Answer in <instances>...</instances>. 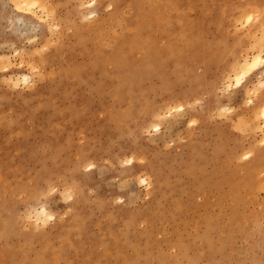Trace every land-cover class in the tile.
Wrapping results in <instances>:
<instances>
[{
  "label": "rangeland",
  "instance_id": "1",
  "mask_svg": "<svg viewBox=\"0 0 264 264\" xmlns=\"http://www.w3.org/2000/svg\"><path fill=\"white\" fill-rule=\"evenodd\" d=\"M17 1L0 0V264H264V0Z\"/></svg>",
  "mask_w": 264,
  "mask_h": 264
},
{
  "label": "bare ground",
  "instance_id": "2",
  "mask_svg": "<svg viewBox=\"0 0 264 264\" xmlns=\"http://www.w3.org/2000/svg\"><path fill=\"white\" fill-rule=\"evenodd\" d=\"M160 1V0H159ZM170 1V0H169ZM181 1V0H180ZM249 1H251V0H249ZM256 1V0H255ZM142 2V1H141ZM152 2H154L155 3V1H152ZM158 2V1H157ZM166 2V1H165ZM171 2V1H170ZM22 3H23V5H22ZM22 3H20V0H19V2L17 1L16 2V6H15V8H17V11L19 12V13H21V14H23V15H32L31 13H30V11L32 10V7H35L38 3L35 1V0H25L24 2H22ZM159 4V3H158ZM250 4V3H249ZM143 5V4H142ZM150 5V4H149ZM164 5V4H163ZM167 6H168V4H166ZM152 6H154V5H152ZM159 6V5H158ZM165 6V5H164ZM163 6V7H164ZM137 7V6H136ZM144 7V6H143ZM148 7H150V6H148ZM192 7V6H191ZM140 8V7H139ZM192 8H194V7H192ZM142 9V8H141ZM151 9V8H150ZM155 9V8H154ZM161 9V8H160ZM248 9V8H247ZM258 9V8H257ZM263 9V8H262ZM261 9V10H262ZM166 10V9H165ZM251 10V9H250ZM129 11H131V10H129ZM133 11V10H132ZM154 11V10H153ZM140 12H142V11H140ZM147 12V11H146ZM152 12V11H151ZM155 12V11H154ZM158 12V11H157ZM180 12V11H179ZM237 12V11H236ZM255 12V11H254ZM126 13V12H125ZM174 13V12H173ZM181 13V12H180ZM185 13V12H184ZM184 13H182V14H184ZM245 13V12H244ZM247 13V12H246ZM129 14V13H128ZM138 14V13H137ZM146 14V13H145ZM150 14H152V13H150ZM139 16H140V14H138ZM142 15V14H141ZM155 16H157V13L156 14H154ZM153 15V16H154ZM175 15V14H174ZM186 15V14H185ZM241 15V14H240ZM256 15V14H255ZM254 15V16H255ZM258 15V14H257ZM135 16V15H134ZM143 16V15H142ZM146 16V15H145ZM231 16V15H230ZM251 16V15H250ZM249 15H247V17H246V19H247V21L253 16H251L250 17ZM163 17V16H162ZM166 17H167V15H166ZM166 17H165V19H166ZM117 18V17H116ZM141 18V17H140ZM159 18V17H158ZM228 18V17H227ZM242 18H244V17H242ZM258 18V17H257ZM26 19H28V17L26 18ZM132 19V18H131ZM152 19V18H151ZM151 19H149V20H151ZM178 19V18H177ZM180 19V18H179ZM19 20V19H18ZM157 20V19H156ZM167 20V19H166ZM181 20V19H180ZM227 20V19H226ZM12 21V20H11ZM30 21V20H29ZM110 21V20H109ZM129 21H130V19H129ZM137 21V20H136ZM141 21V20H140ZM144 21V20H143ZM158 21H159V19H158ZM157 21V22H158ZM15 22V21H14ZM24 22V21H23ZM111 22V21H110ZM150 22V21H149ZM152 22V21H151ZM162 22V21H161ZM165 22V20L163 21V23ZM17 23V22H16ZM154 23V22H153ZM168 23V22H167ZM181 23H182V21H181ZM181 23H180V25H181ZM234 23V22H233ZM238 23H239V21H238ZM22 24V23H21ZM162 24V23H161ZM170 25V24H169ZM168 24H167V26H169ZM179 25V24H178ZM177 24H176V26H178ZM230 25V24H229ZM14 26V25H13ZM140 26H141V23H140ZM173 26V25H172ZM176 26L174 25L173 27H175L176 28ZM140 28V27H139ZM138 28V29H139ZM155 28V27H154ZM184 28H186L185 26L183 27V29L182 28H180V29H182V32H184ZM151 29V28H150ZM163 29V28H162ZM177 29V28H176ZM126 30V29H125ZM154 30V29H153ZM160 30V29H159ZM167 30H168V28H167ZM179 30V29H178ZM151 31H152V29H151ZM161 31V30H160ZM176 31V30H175ZM180 31V30H179ZM221 31V30H220ZM127 32V31H126ZM144 32H146V31H144ZM165 32H167L168 33V31H165ZM177 32V31H176ZM148 33H151V32H147V34ZM178 33H180V32H178ZM185 33H186V31H185ZM135 34V33H134ZM136 34H137V32H136ZM146 34V35H147ZM157 34V33H156ZM165 34V33H164ZM177 34V33H176ZM181 35H182V33H180ZM133 35V34H132ZM167 35V34H166ZM180 35V36H181ZM187 35V34H186ZM263 36L261 37V39H260V45H261V47H263L264 46V34H262ZM169 36V35H168ZM176 36V35H175ZM183 36H185V34L183 35ZM147 37V36H146ZM145 37V38H146ZM182 37V36H181ZM186 37V36H185ZM185 37H183L184 39H185ZM98 38V37H97ZM131 38V37H130ZM149 38H151V37H149ZM175 38V37H174ZM173 38V39H174ZM183 38H181V39H183ZM143 39V38H142ZM147 39V38H146ZM197 39V38H196ZM194 40V41H197V40ZM127 40V39H126ZM150 40V39H149ZM148 40V41H149ZM200 40H201V38H200ZM130 41V40H129ZM141 41V40H140ZM147 41V40H146ZM168 41V40H167ZM153 42V41H152ZM172 42V41H171ZM174 42V41H173ZM181 42V41H180ZM187 42V41H186ZM202 42V40L200 41V42H198V43H201ZM118 43V42H117ZM121 43V42H120ZM119 43V44H120ZM140 43V42H139ZM142 43V42H141ZM140 43V44H141ZM175 43V42H174ZM178 43V42H177ZM189 43H191V42H189ZM197 42H196V45L198 44ZM145 44V43H144ZM149 44H151V42L149 41V43L147 44V45H149ZM166 44V43H165ZM169 44V43H168ZM176 44V43H175ZM195 44V43H194ZM257 44H259V43H257ZM256 44V45H257ZM147 45H146V47H147ZM170 45V44H169ZM177 45V44H176ZM181 46L182 45H184V43L183 44H180ZM179 45V46H180ZM188 44H186V46H187ZM195 45V46H196ZM234 45H236V44H234ZM142 46V48H143V46H145V45H141ZM192 46H194V45H192ZM191 46V47H192ZM258 46V45H257ZM118 47V46H117ZM130 47H131V45H130ZM139 47V46H138ZM146 47H144L145 49H146ZM153 47H155L156 48V46L154 45ZM169 46H167V48H168ZM178 47V46H177ZM202 47V46H201ZM203 47H204V45H203ZM260 47V48H261ZM114 48V47H113ZM132 48H133V46H132ZM143 48V49H144ZM169 48H171V47H169ZM184 48H185V46L183 47L182 46V49L184 50ZM198 48H200V46L198 47ZM207 48V47H206ZM210 48V47H209ZM117 49V48H116ZM172 50H173V47L171 48ZM177 49H179V48H177ZM194 49V48H193ZM203 50H204V48H202ZM148 50H150V49H148ZM158 50V48H156V51ZM176 50V49H175ZM237 50V49H236ZM262 49H260V51H261ZM135 51V50H134ZM138 51H142V50H138ZM152 51H153V49H152ZM156 51H154V52H156ZM196 51H197V49H196ZM208 51V50H207ZM210 51V50H209ZM211 51L213 52V49H211ZM259 51V52H260ZM115 52V51H114ZM137 52V51H136ZM150 52V51H149ZM153 52V53H154ZM180 53H183L182 52V50L181 51H179ZM258 52V54L256 55H254L251 59H249V58H245L241 63H239L238 64V66H239V68H240V70H241V72H240V74H239V76L237 77V82L238 83H241V81L245 78V76H247V74L249 73V71L251 70V69H254V68H256L260 63H261V61H262V56L260 55V53ZM113 53V52H112ZM175 54L176 53H178V50L177 51H175L174 52ZM173 53V56L172 57H174V54ZM149 54V53H148ZM147 54V55H148ZM114 55V54H113ZM144 55V54H143ZM155 55V53L153 54V56ZM168 54H166V56H167ZM177 55H179V54H177ZM156 56V55H155ZM121 57V56H120ZM150 57V56H149ZM157 57H159L158 55H157ZM176 57V56H175ZM116 59H117V57H116ZM121 59V61H122V58H120ZM118 60H119V58H118ZM148 62V61H147ZM239 62V61H238ZM122 63V62H121ZM150 65H151V63H150ZM181 65V64H180ZM179 65V66H180ZM150 67V66H149ZM151 68V67H150ZM156 69V68H155ZM152 72V71H151ZM234 72V71H233ZM139 73V72H138ZM154 73V72H153ZM141 75V74H140ZM134 76V75H133ZM143 76V75H142ZM23 77V76H22ZM139 78V77H138ZM137 78V79H138ZM232 78V77H231ZM12 79V78H11ZM11 79H9L10 81H11ZM21 80V79H20ZM22 80H24V81H27V77L25 76L24 78H22ZM134 79H131V82L133 81ZM135 80H136V77H135ZM134 80V81H135ZM17 81H18V79H17ZM133 81V82H134ZM130 82V83H131ZM133 84V83H132ZM15 87V86H14ZM260 115L262 116V117H264V110H262L261 111V113H260ZM258 116H255V118H257ZM256 120V119H255ZM256 177V176H255ZM264 183V182H263ZM262 186V185H261ZM1 200V199H0ZM42 214H46V212H43ZM45 216H47V215H45ZM221 233V232H220ZM177 234V233H176ZM177 235H179V234H177ZM182 235V234H181ZM170 236V235H169ZM168 236V237H169ZM177 237V236H176ZM166 239V238H165ZM179 242V241H178ZM181 242V241H180ZM179 242V243H180ZM183 244V243H182ZM181 244V245H182ZM181 247V246H180ZM6 252V251H5ZM8 252H10V251H8ZM11 252H13V250H11ZM139 253V252H138ZM52 254V253H51ZM55 254V253H54ZM24 255H25V257H26V254L24 253ZM147 255V254H146ZM52 256H54V255H52ZM119 256H121V255H119ZM40 257V256H39ZM49 257V256H48ZM122 257V256H121ZM124 257V256H123ZM126 257V256H125ZM131 257V256H130ZM129 257V258H130ZM42 258V257H41ZM52 258V257H51ZM50 258V259H51ZM128 258V257H127ZM127 258H125L126 260H127ZM26 259V258H25ZM45 259V258H44ZM100 259H102V258H100ZM37 259H35V260H33V261H36ZM47 260H49V259H47ZM57 260V259H56ZM55 260V261H56ZM65 260V259H64ZM104 260V259H103ZM124 260V259H123ZM44 261V260H43ZM54 261V262H55ZM45 262V261H44ZM49 262V261H48ZM53 262V261H52ZM99 262V261H98ZM127 262H129V261H127ZM126 262V263H127ZM193 262H195V261H193ZM64 263V262H63ZM7 264V263H6ZM67 264V263H66ZM108 264V263H107Z\"/></svg>",
  "mask_w": 264,
  "mask_h": 264
},
{
  "label": "clouds",
  "instance_id": "3",
  "mask_svg": "<svg viewBox=\"0 0 264 264\" xmlns=\"http://www.w3.org/2000/svg\"><path fill=\"white\" fill-rule=\"evenodd\" d=\"M49 219H51V217H49Z\"/></svg>",
  "mask_w": 264,
  "mask_h": 264
}]
</instances>
